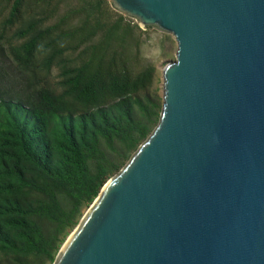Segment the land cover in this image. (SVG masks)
Masks as SVG:
<instances>
[{"label": "water", "instance_id": "1", "mask_svg": "<svg viewBox=\"0 0 264 264\" xmlns=\"http://www.w3.org/2000/svg\"><path fill=\"white\" fill-rule=\"evenodd\" d=\"M169 34L158 122L52 264H264V0H108Z\"/></svg>", "mask_w": 264, "mask_h": 264}, {"label": "trees", "instance_id": "2", "mask_svg": "<svg viewBox=\"0 0 264 264\" xmlns=\"http://www.w3.org/2000/svg\"><path fill=\"white\" fill-rule=\"evenodd\" d=\"M144 33L108 0H0V264H52L156 126Z\"/></svg>", "mask_w": 264, "mask_h": 264}, {"label": "rangeland", "instance_id": "3", "mask_svg": "<svg viewBox=\"0 0 264 264\" xmlns=\"http://www.w3.org/2000/svg\"><path fill=\"white\" fill-rule=\"evenodd\" d=\"M131 19V18H130ZM134 23L136 21L131 19ZM143 30V29H141ZM142 35L143 44L140 48V63L152 64L155 67V81L152 87L147 91V96L156 97L161 100V69L167 63L174 61L176 45L173 38L169 34L162 33L157 30H144ZM8 34V31L6 32ZM2 62L5 70L16 75L19 72L18 68L11 62L9 57L3 58ZM56 70L51 72V83H55Z\"/></svg>", "mask_w": 264, "mask_h": 264}]
</instances>
